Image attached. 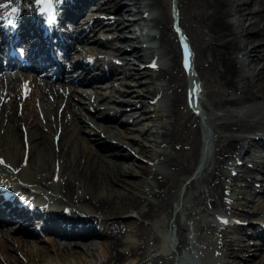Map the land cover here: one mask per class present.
<instances>
[{
	"label": "bare ground",
	"instance_id": "bare-ground-1",
	"mask_svg": "<svg viewBox=\"0 0 264 264\" xmlns=\"http://www.w3.org/2000/svg\"><path fill=\"white\" fill-rule=\"evenodd\" d=\"M72 1L70 12L92 1L88 11L82 12L74 20L79 23L81 37L72 46V54H85L94 58L92 61L76 60L80 72L73 78L67 76L66 81L80 84L74 87L77 102L83 101L81 92L92 89L98 99L96 105H92L90 110L82 106L83 115L71 109L68 100L60 98L58 85L52 82L56 72H51V67L37 74L38 81L24 80L10 73L0 75V98L9 95L11 101L8 108L6 103L0 102L3 175L16 182L17 188L27 192L30 198L39 197L56 207H46L52 218H44L47 227L44 229L56 236L45 234L46 238L54 241L52 249H39L38 252V245L34 242L37 239L36 232L25 231L22 226L14 230L22 235L17 240L22 249L29 244V236L34 238L28 250L25 248L22 251L20 258L24 261L26 257L25 263L28 264H66V260L71 258L78 260L75 264H125L128 259H136L132 264H171L173 252L159 250L161 237L153 230L151 221L160 211L165 212L166 218L162 225L167 224V219L172 216L170 224L177 235L176 248L187 249V225L180 218V211L183 208L184 211H194L195 206H199L200 211L227 208L234 218L244 216L246 224L259 234L261 227L258 220L264 217V174L261 178H252L247 182V192L233 196L232 190L236 180H240L247 171L243 157L251 156L249 149L254 143L264 144V0H174L178 24L187 37V45L195 53L193 67L196 75L192 78L194 80L197 76L201 81L203 79L209 87L206 92L209 107H221L225 116L226 113L232 116L231 119L224 118L219 112L213 113L212 118L205 116L204 122L211 129V141L212 135L214 139L213 149L209 158L199 165L202 166L200 176L191 178L188 176L201 156L199 117L186 102L185 73L178 62L179 45L171 29L168 0H129L137 7L139 19L149 21L157 30L150 35L155 43L150 49L158 57L167 59V62L154 63L153 66H142L139 61L132 59L148 62L154 53L152 56L146 54V47L134 32L133 26L139 22L138 18L130 15L129 1ZM150 9L155 14L154 11L153 14H145ZM91 14L94 18L87 21ZM106 14H112L113 17ZM118 15L121 19L116 21ZM85 26H88V30L81 31ZM125 30H132V34L125 36L121 33ZM147 56L149 59L146 60ZM102 77H106V81L99 82ZM16 80L23 82L16 83ZM102 85L108 89L107 94L99 89ZM35 92L43 102L38 111L31 107V112L24 114L25 104ZM160 93L168 96L167 104L163 106L158 105L159 99L156 98ZM108 102L116 105L110 112ZM21 104L19 112L17 108ZM245 104L246 110L237 109ZM61 105L65 111H73V117L79 122L97 125L102 135L93 130L87 136L91 144L84 139L81 142L79 137L82 135L77 136L75 125L67 122V112L57 118ZM146 117L150 119L149 122H141L140 126L131 125L138 118ZM162 117L169 121L160 122L158 118ZM217 129H244L248 134L244 137L220 136ZM134 130L143 134V137H136ZM103 134L106 138H103ZM127 137H130L128 141L125 140ZM148 140L152 144H147ZM135 146L142 149L144 156H149V166L128 160L134 155ZM108 156H112L111 160ZM226 160L232 162L227 163ZM155 161L163 167L154 166ZM136 167L139 169L136 170ZM128 176L134 178L129 179ZM199 177L204 184L202 188L197 185ZM127 180L137 185L138 190L126 192L123 183ZM182 184V194L179 195ZM242 186L237 185V188ZM189 194L191 199L188 198ZM178 195L181 196V210L177 205ZM8 197L11 199L9 194ZM238 197L242 199L240 205L235 202ZM188 199L191 201L188 202ZM175 205L179 209L173 211ZM11 209L14 212L2 218L15 215V206ZM133 213L140 221L124 219V216ZM22 217H26V214ZM55 219L63 224H53ZM146 221L149 227L145 226ZM98 222L106 228L107 233L104 232L109 237V252L102 261L92 255L97 260L92 263L79 254L68 253L76 248L83 252L76 244L84 239H57V236L101 234V231L95 230L94 223ZM12 225H6V229L14 227ZM227 227L235 229L245 225L237 222H228L218 228L214 225L211 232L217 237L211 235L210 238L214 250L233 257L231 260L237 257L234 264H264V249L256 254L248 252L247 248L244 252L237 251L243 249L244 241H236L233 247L231 236L234 232L227 235ZM126 231L136 236L139 242L121 250L124 243L121 236ZM244 233L249 232L244 230ZM245 240L252 239L248 237ZM4 241L8 239L4 238ZM61 241L63 246H60ZM69 241L72 246H68ZM257 247L264 248V236ZM11 248L14 250L12 244L0 243V264H3L1 257L8 259L13 256L9 251ZM57 249L61 252L66 250L67 254L58 255L55 253ZM187 252L190 256L189 249ZM238 252L243 256H237ZM52 254H57L56 258L51 257ZM13 257L18 260L17 255ZM209 260L213 259L209 257ZM7 261L11 263L9 259ZM199 261L207 262L203 259Z\"/></svg>",
	"mask_w": 264,
	"mask_h": 264
},
{
	"label": "rangeland",
	"instance_id": "rangeland-1",
	"mask_svg": "<svg viewBox=\"0 0 264 264\" xmlns=\"http://www.w3.org/2000/svg\"><path fill=\"white\" fill-rule=\"evenodd\" d=\"M129 0H127V2H128ZM169 2V1H168ZM129 7L131 8L130 10V13H132L133 15V17H140V13L138 12V9H137V7L136 6H134V4L131 2V1H129ZM154 14H155V11H154ZM150 26V25H149ZM150 28L151 29H154L156 32H157V30L155 29V27H153V26H150ZM128 31H130V32H127V30L126 31H124V33H128L129 35H131L132 34V30H128ZM150 31V30H149ZM194 52V51H193ZM134 60H136V61H139V62H143V61H141V60H137V59H135L134 58ZM194 62H195V53H194V59H193V64H194ZM142 64H144V63H142ZM103 81L105 80V79H102ZM199 80H201L200 78H199ZM57 84L59 83V87H60V89L62 90L64 87H66L65 85H62V84H60V81L59 82H57V81H55ZM200 81H198V83H199ZM202 88L204 89V91H203V94L201 95V98H203L202 99V101L201 102H206L208 105H209V101H208V98H207V96H206V92L209 90V87L205 84V82H204V80L202 79ZM200 82V83H201ZM200 86V85H199ZM67 89H68V91H69V88L68 87H66ZM92 90V89H91ZM102 90L107 94L108 93V89L106 88V87H104V88H102ZM66 95V94H65ZM70 95H72V93H70ZM70 95L69 96H67V99H69V100H71L70 99ZM94 95H95V93L92 91V92H89V94H87V93H84V95H83V98L85 99V102L83 103V106L86 108V107H89L91 104H95V103H97L98 101V99L97 98H95L94 97ZM158 98L159 99H161V100H163L164 102L163 103H158V105H165V104H167V99H168V96L166 95H164V94H162L161 93V95L159 94L158 95ZM206 100V101H205ZM8 101L9 100H7L6 101V103H7V105H8ZM31 105L33 104V102H34V104L36 105V98H34V100H33V98L31 99ZM150 101H154V100H150ZM201 102H200V108H201V110H203V111H209L208 109H207V107H206V105L205 106H203L202 104H201ZM33 104V105H34ZM246 105V104H245ZM114 106H116L114 103H110V102H108V106H107V108L109 109V110H113V108H114ZM72 107H75L74 105H72L71 106V109H72ZM79 107V106H78ZM76 108V107H75ZM247 108V107H246ZM246 108L245 109H243V110H246ZM216 110H218L217 108H215ZM219 109H221V107L219 108ZM26 110H29L28 108H26ZM242 109H240L239 111H241ZM222 111L223 110H221L220 112L219 111H216V112H219V114H223L222 113ZM66 113L67 112V110L66 111H64L63 110V112H60L59 113V115H63L62 113ZM78 112L80 113V115H83L84 114V111L83 110H81L80 108H79V110H78ZM110 112V111H109ZM215 113V112H214ZM228 113H226V116L224 117V118H226V117H228V115H227ZM66 115V117H67V120H68V122L70 123V125H75V128H76V132H77V136L79 137V136H81L80 138H83V137H85L86 138V131L87 130H96V128H97V132H99V133H101V135H102V131H101V129H99L98 127H96V125L95 124H86V122H79V120L76 118H74L73 117V115L71 114V112L70 111H68L67 112V114H65ZM206 116H208V115H206ZM214 115H212V116H209L210 118H212ZM71 117V118H70ZM73 117V118H72ZM228 118H232V116H229ZM159 119V121L160 122H168L169 120L168 119H166V118H158ZM138 121L136 122H134L133 124H137L138 126H140V124L139 123H141V122H149V118H138L137 119ZM75 121V122H74ZM79 122V123H78ZM85 123V124H84ZM82 124V125H81ZM91 125V126H90ZM132 125V124H131ZM151 125V124H150ZM149 125V126H150ZM83 126V127H82ZM87 126V127H86ZM88 126H90V127H88ZM145 126H146V124H145ZM147 129V128H146ZM78 130V131H77ZM222 130V129H221ZM221 130L220 129H217V131H218V133L220 134V136H222V135H227V136H230V135H233V134H235V136H237L238 134L237 133H240V135H243V137L244 136H247V134H248V131H242V130H239L240 132H237L238 130L237 129H233V130H237V131H229V130H227V131H229V132H231V133H233V134H226V133H228L226 130H224L223 132H221ZM134 131H136L135 133V135H136V137H138V138H141V137H143V134H141V133H139L138 134V132H137V130H134ZM80 132V133H79ZM223 133V134H222ZM80 134V135H79ZM84 134V135H83ZM214 134V133H213ZM250 134V133H249ZM103 138H106L105 136H104V134H103ZM128 138H130V137H127L125 140H127L128 141ZM215 138V137H214ZM81 140V142H83V139H80ZM106 140V139H105ZM108 140V139H107ZM213 135H212V141H211V145L213 144ZM110 141H114V139L113 140H110ZM86 143V142H85ZM131 143V142H130ZM146 143L148 144H152L151 143V141H146ZM131 144H133V143H131ZM133 145H135V143L133 144ZM135 148H136V151L134 152V155L133 156H130V157H128V160L130 161V160H133L136 164H141L142 166H149V162L148 161H150V159H149V156H144L143 155V153L141 152V150L142 149H140V148H138V146L136 147L135 146ZM151 148V147H150ZM157 149V148H156ZM159 149H163V147H159ZM212 149H213V145H212ZM108 159L109 160H111V157H109L108 156ZM156 163H154L153 162V165L154 166H157V167H163V165L162 164H160V163H158L157 161H155ZM4 166V163L0 166V170H2L1 168ZM137 169L136 170H138L139 169V167H136ZM141 170V169H140ZM142 175H145L144 173H142ZM128 178L130 179V178H134V177H132V176H128ZM127 177H126V179H128ZM199 182L197 183V185L199 186V187H204V184H203V181H201L200 179L198 180ZM201 181V182H200ZM124 185H125V191L127 192H130V190H133V191H137L138 189H137V185H134L132 182H131V180H127V182H124L123 183ZM117 186V185H116ZM183 186V185H182ZM181 189H182V187L180 188V192H178V194L179 195H181ZM178 195V206L180 207V210H181V205H180V203H181V196H179ZM190 196V197H189ZM188 198L189 199H191V194H189L188 195ZM189 199H188V202H190L189 201ZM193 200V199H192ZM187 202V204L189 205V203ZM193 207H194V205H192ZM178 207V208H179ZM200 210V207L198 206L197 208L195 207L194 208V211L195 212H193L192 213V211H188L187 209H186V211H188V212H186V211H184V208L180 211L181 212V214H180V218L181 219H190L191 221H192V226L194 227V230H195V232H194V236L195 237H198V239L199 238H205L206 240H204V245H205V247H204V249H205V254H207V255H209V257H211V259H213V260H211L212 261V263L213 264H234V262L236 261V259L237 258H234V260H231L232 259V257H229V258H227L226 260L225 259H221L220 258V254H219V257H218V251H217V249H215L214 250V248H213V246H214V244L212 245V243L210 242V240L208 239V237H209V232H210V230L212 229V225L210 224V222H208L207 220H208V216H206V214L204 213V212H202V211H199ZM197 212V213H196ZM199 212V213H198ZM160 214H158L157 215V217H154L153 218V220L151 221V224L153 225V230H155L157 233H158V228L160 227L159 225L161 224L162 225V223H163V214H164V217H165V212L164 211H160L159 212ZM191 215H190V214ZM233 213H229V215L230 216H233L232 215ZM190 215V216H189ZM191 216H192V218H191ZM189 217V218H188ZM238 217H240V218H237V219H239V221H244L245 222V218H244V216H238ZM124 219H129V220H135V221H140L139 220V218H138V216L135 214V213H133V214H128L127 216H124ZM91 222V221H90ZM97 224V225H96ZM94 225H95V230L97 231V232H100L101 231V234H98V233H87L86 235H83L84 237H82V238H85V237H90V236H94L95 238H86V239H84V240H81V245L83 246V249H82V251H83V253L85 252H90V254L91 255H93V251H96L97 250V258H98V260H104L106 257H107V252H109V246H108V243H107V238H109L108 237V234H106L107 233V231H106V228L103 226V224L101 223V222H98V223H94ZM145 226H147V227H149V222H145ZM203 227H206L205 229H203ZM228 228V229H227ZM226 228V232L227 233H232V232H234L235 234L232 236V238H234V240L236 239V237H240V238H244L243 239V241H244V244H245V246L246 247H248V248H250L251 250L250 251H252V252H254L255 254H256V252L257 251H259L260 249L261 250H263L264 248H258V247H256L257 246V244H254V243H249V241H245V238L247 237V236H249V235H244V233H243V230H244V228H241V227H235V229H234V227H227ZM238 228V229H237ZM247 229H250V226H247ZM103 231V232H102ZM104 231H106V233L104 232ZM212 231V230H211ZM124 234V233H123ZM212 235H214V236H216V234H212ZM20 233H14V234H11V238L9 237L8 238V241H6L8 244H12L13 246H14V250L11 248V249H9V251H10V253L13 255V256H18L17 258H18V260H15L14 259V257L13 256H10V258L8 257V259L11 261V263L10 264H21L22 262V264H28V263H25V260H26V257H25V259H24V261L20 258V257H22V251L24 252V249L26 248L27 250H28V247L32 244L31 243V238H30V242H29V244H27L23 249H22V247L20 248L19 246V243L17 242V240L18 239H20ZM33 239V238H32ZM121 239L123 240V245L120 247V249L121 250H123V248L124 247H126V246H130V245H132V244H137L138 242H139V239L136 237V236H134L133 234H131L130 232H128V231H126L125 232V234L124 235H122L121 236ZM247 239V238H246ZM1 240V239H0ZM2 241V240H1ZM34 242L38 245V247H36L37 248V250H38V252H39V249L40 250H42V249H44V250H46V249H52V247H53V239L52 238H46V236H45V234L43 235V234H41V235H39L38 237H37V239H35L34 240ZM234 242L235 241H233V246L234 245H236V244H234ZM3 243H5V241L3 242ZM71 243V242H70ZM64 244L62 243V241H61V243H60V246H63ZM16 246V247H15ZM69 246V245H68ZM17 248V250H15ZM19 249V250H18ZM25 249V250H26ZM53 249H55V248H53ZM70 249V248H69ZM58 251L57 252H55V253H57L58 255H60V254H64V255H66L67 253V251L66 250H64L63 252H61L60 251V249H57ZM12 251V252H11ZM14 251V252H13ZM80 251L81 250H79V249H71V250H69L68 251V253L69 254H71V253H76V254H79L80 253ZM15 253V254H14ZM56 254V255H57ZM53 255V254H52ZM55 255V256H56ZM54 255L53 256H51V257H53V258H56ZM93 256H95V255H93ZM2 258V262L1 263H3V264H9V263H6V262H8L7 260V257H1ZM87 258H90L89 260H91V262L92 263H94V262H96L97 260L96 259H94V257H93V259H92V257H87ZM6 259V260H5ZM15 260V261H14ZM96 260V261H95ZM135 260L136 259H128V260H126L125 261V264H132V263H135ZM68 263H66V264H75V261H78V260H75L74 258H71V259H67L66 260ZM70 261V262H69Z\"/></svg>",
	"mask_w": 264,
	"mask_h": 264
},
{
	"label": "snow or ice",
	"instance_id": "snow-or-ice-1",
	"mask_svg": "<svg viewBox=\"0 0 264 264\" xmlns=\"http://www.w3.org/2000/svg\"><path fill=\"white\" fill-rule=\"evenodd\" d=\"M37 2H40V0H37ZM46 2L47 3H51V0H46ZM12 11H17V9H12ZM184 64H185V67H187V64H188V59H187V53H185V58H184ZM190 95H191V93H190ZM3 163V161L2 160H0V164H2Z\"/></svg>",
	"mask_w": 264,
	"mask_h": 264
}]
</instances>
